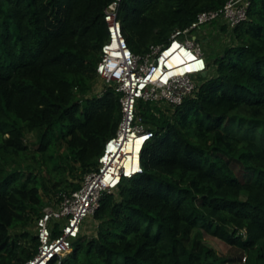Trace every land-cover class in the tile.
I'll return each mask as SVG.
<instances>
[{"label":"trees","instance_id":"trees-1","mask_svg":"<svg viewBox=\"0 0 264 264\" xmlns=\"http://www.w3.org/2000/svg\"><path fill=\"white\" fill-rule=\"evenodd\" d=\"M112 1L0 0V264L34 258L26 229L45 197L79 190L117 133L122 94L93 93ZM228 1L122 0L119 19L143 55ZM225 34L231 45L207 59L194 95L146 104L142 173L102 199L97 234L61 264H264V144L233 131L237 118L264 126V0Z\"/></svg>","mask_w":264,"mask_h":264},{"label":"built area","instance_id":"built-area-1","mask_svg":"<svg viewBox=\"0 0 264 264\" xmlns=\"http://www.w3.org/2000/svg\"><path fill=\"white\" fill-rule=\"evenodd\" d=\"M121 1L113 0L105 8L108 39L97 66L99 78L122 94L117 133L106 142L98 167L85 176L81 188L61 193L35 218L37 253L26 264H61L82 237L85 221L100 209L102 199L116 193L124 180L142 173L140 158L154 134L138 113L139 102L179 107L194 95L209 71L195 33L214 22L232 31L248 19L251 5V0H229L218 10L201 12L190 26L175 30L166 44L135 55L119 19Z\"/></svg>","mask_w":264,"mask_h":264},{"label":"rangeland","instance_id":"rangeland-1","mask_svg":"<svg viewBox=\"0 0 264 264\" xmlns=\"http://www.w3.org/2000/svg\"><path fill=\"white\" fill-rule=\"evenodd\" d=\"M210 27L217 28L218 30L221 31V33L223 35H221V37H220L221 38L220 42L211 41L212 31L209 32ZM228 30L229 29L226 26L223 27L222 25H220L219 22H214L212 24L202 26L201 31L199 33H195L198 36L199 42L201 43V45H202V47L206 53V57L208 58L209 61L214 62V60L217 57V51H216V49H214L215 48L214 46L221 45L220 48L222 51L223 48H226L227 46L231 45L232 38L226 36V34H225V33H228ZM203 32H206L207 35H205L204 38H201L200 34ZM106 86H107V84L99 78L97 80L95 86H94L93 93L97 94L99 92H102V89H106ZM146 104L152 105L151 102H149V103H145L144 101L139 102V113L141 114V116H142L143 110L145 109ZM233 126H234L233 131L240 134L241 136H243L244 133L247 132V134H249L251 137H254V139L257 142H262L264 144V126L261 123L254 122L251 120L246 121L245 119L237 118V119H235ZM242 132H244V133H242ZM29 139L32 140V137H30ZM85 176H84V178H85ZM71 181L74 182L75 180L71 178ZM83 181H82V184H83ZM125 182H126V180L123 181V184ZM52 196H53V194H52ZM52 199L50 197L49 198L45 197V200L48 203L47 206L53 205L52 203H54L55 200L52 201ZM98 224L99 223L93 217H90L85 221L84 229H83L84 240H86L89 237H93L97 234ZM26 230L31 232L32 234H34V232H35L34 226H31V225ZM22 231H24V230H22ZM12 234H15V232L12 231ZM194 236H195V234H194ZM202 243L204 245L212 248L213 250H215L220 256H226L229 253L230 247L228 245L222 243L221 241L217 240V239L206 236L203 238ZM242 262L244 263V259Z\"/></svg>","mask_w":264,"mask_h":264},{"label":"crops","instance_id":"crops-1","mask_svg":"<svg viewBox=\"0 0 264 264\" xmlns=\"http://www.w3.org/2000/svg\"><path fill=\"white\" fill-rule=\"evenodd\" d=\"M212 31V36H211V41H215V42H220V40H221V35H223L222 33H221V31L220 30H218L217 28H212V27H210L209 28V32H211ZM205 35H207L206 34V32H203V33H201L200 34V37L201 38H204L205 37ZM215 48L214 49H216V51H217V53H220L221 52V45H216V46H214ZM208 59V58H207ZM208 61V60H207ZM210 70V69H209ZM209 72L210 71H208V74H209ZM207 74V75H208Z\"/></svg>","mask_w":264,"mask_h":264},{"label":"water","instance_id":"water-1","mask_svg":"<svg viewBox=\"0 0 264 264\" xmlns=\"http://www.w3.org/2000/svg\"><path fill=\"white\" fill-rule=\"evenodd\" d=\"M207 74H208V72H205V73L203 74V77H206V76H207Z\"/></svg>","mask_w":264,"mask_h":264}]
</instances>
